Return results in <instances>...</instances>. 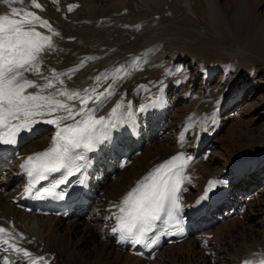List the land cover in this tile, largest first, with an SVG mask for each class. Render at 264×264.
<instances>
[{
	"label": "bare ground",
	"instance_id": "obj_1",
	"mask_svg": "<svg viewBox=\"0 0 264 264\" xmlns=\"http://www.w3.org/2000/svg\"><path fill=\"white\" fill-rule=\"evenodd\" d=\"M104 1L110 2L112 0ZM114 1L120 6L119 1ZM146 1L150 5H152V0ZM36 2L41 4V9L35 8L31 0H7V3L5 2V0H0V16L8 15L12 19L23 20L30 19L29 17H25L23 15L24 12L35 13L36 15L40 16L42 20H47L52 26V30L59 33V35L54 36L52 35V32L48 31L47 28L39 26L36 27V31L40 32L43 35L52 36V41L55 40V44L61 45L65 42L68 51L69 49L73 48V44L71 43V41L76 40L79 37L86 38L87 40L90 34H92L93 32H97L98 30H100V28L104 27V25H107L105 23L106 21H110V23L111 21H114L116 27H120L122 24L117 25L115 20L119 19L123 22L129 16L135 15L133 11H129L128 15L124 14L123 11L128 9L125 5L120 6L119 10L116 9L117 11L115 16L112 15L113 11L105 13H102V11H94L96 13H91L89 10H85L83 8L80 12L81 16L78 19H75L81 21L82 18L87 19L89 17L88 19L92 21V27H90V30L94 31L89 34H81L78 30L79 28L76 29L77 27L75 26H73L75 27L73 28L71 26H67L68 24H60L61 22H64V16L60 14V11L62 6H64L63 8H65L64 11H72V6L77 2L81 6H86L87 0H63V5L59 4V0H36ZM93 2H95V0H93ZM165 2V4L163 3V5L166 6L165 12L167 14H170L171 11L175 10L177 6L175 5L173 0H166ZM220 6V0H212V8L215 14L213 16V20L217 24H221L223 20L220 15V9L222 8H220ZM242 6L244 5L241 4L240 7L236 8L231 13L230 20L235 27L237 23L240 22V19L244 17V10H240L242 9ZM12 7L23 9V12H21L20 15H13L11 11ZM100 23L102 24L99 25ZM81 26H83V24ZM125 27L123 29H125ZM130 28L126 30H130ZM129 35L130 33H128V36L126 34L124 36L129 38ZM263 36L264 23H261L248 35L247 38H245L244 44L246 46V52H248L246 53V56L239 55L235 58L240 63L238 71L239 74L238 77L234 78V80L232 81L233 83L231 84L230 93L227 95L226 100L220 104L213 101L209 102L207 100H205L207 102H201V104L199 105V109H196L197 113L195 112V117L194 114L193 117H191L192 114L188 115L184 123L181 124L180 127H175L173 123L170 122L171 117L169 115V112L172 110L174 104V100H172L168 94L169 87L173 85L175 87H178L181 75L178 71L177 73L173 72V66L168 67V63H172V59L170 58L168 62L167 60H165V62L163 63L161 61L163 57L159 54L154 55L157 53V51H154L147 58H140L135 63L133 62L135 61V59L132 60V62L130 63V65L132 66L128 68L127 71L124 70L123 74L121 73L117 81H114L115 83L111 85L114 87L115 94L98 113V116H107L117 103L129 105L127 112L132 115H124V113H122L120 110H117V118L118 120H123V126H120L112 131V139L110 143L101 144L97 151L88 153L89 161L92 163V165L89 167V176L92 182L91 196L89 197V199L92 201V204L86 207H80L67 220L59 219L53 216H40L34 213L28 214L26 209L22 208V203L28 201V197L26 196V193L28 192V184L26 181L27 176L23 172L21 165L25 162L28 156L47 150L52 144V140L55 135L54 126L48 124H37L38 128L41 129V131L35 133V135H31L30 140H33V142L28 147H26L25 150L22 151L21 154H19V156L16 155L18 156L16 158L17 161L14 162L16 167L13 166L10 170L11 172L9 171V173L6 174V169H2V164L4 163V161L0 162V173L2 172L3 176L6 177V179H3L6 180V186L14 181L21 180L20 188L16 187L14 189V193H12L13 195L7 194L4 191L0 190V228L5 229L4 233H0V264H62L61 262H63V264H146V262H144L142 258L136 257L131 253L132 250L128 244L124 245V242L119 241L118 233H114L112 231V229L116 226V220L113 216V213L117 212V208L114 207V205H118L121 202L122 198L136 186L137 181L141 180L156 165H159L160 163L181 152L192 157L187 170V176H189L190 179L189 181L184 183L183 191L181 193V204L186 214H188L190 211L196 212V208L202 209V195L205 187L208 184V181L220 177H224L225 179L229 180L232 179V186L234 188L233 190H230L228 192L226 198V204L229 205L230 203H232L231 207H224V212H222L221 215H219V211L213 213V219L211 220H207L206 218H204L203 221L198 223L196 229H192L189 240L174 246L165 247L162 251L157 253L152 258L154 260L150 262V264H154V261L156 259H160V262H158L157 264H196L190 258V254H196L199 251V246L205 245L207 233L210 232L212 228H216L215 226L218 224V222L221 221V216L224 217L226 213L230 215H238L239 211H242L244 209L243 204L247 200L246 198H243V195L247 194L249 190V182L247 180H249V178L251 180L253 179L252 169H259L260 165L264 163V158L259 160V158H261L260 156H264V153L259 154L258 158L257 155L241 156L237 160L235 159L236 161H230L229 165L224 170H222L220 175H214L208 168L210 161L208 163H206L207 161L204 162V158H206L204 157V151L201 150V146H198L199 144L206 141L208 136L211 137V135L215 133L216 130L213 132L210 129L211 123L214 124L219 122L215 120L214 117L213 120L211 118V122L208 117V115H211L209 114V112L213 113L211 117L215 114L216 117L220 118L219 107L231 104L234 98H238L235 91L231 96V90L233 91L236 89L235 82L240 78V76H243L242 72L245 71L244 68L245 66H247L246 57H248L249 55L254 57H264ZM137 39V36H134L131 39L132 44L134 43V40L137 41ZM92 45L93 46L90 45L87 48L88 50L84 49L83 46V51L85 50L87 53L85 52L83 55L80 54V58L75 57V59L77 58V61H79V59L82 61L83 59L81 57L86 58L91 50L96 51L97 49H99L98 47L94 46V44ZM103 46H114V43L109 44V46L103 44ZM111 51L115 53L119 52L120 49L113 48ZM46 52H48V50L43 53V57L46 56ZM54 53L52 52V54ZM93 53L91 52L90 54ZM171 55H174V53L172 52ZM109 56H112V54L110 53ZM128 56H133L131 51L128 52ZM152 56L154 57V59H152ZM57 57L58 55L55 58ZM50 58H52V55H49V58L46 56V58H44V63L47 60H51ZM97 58L100 59L101 56H92L91 60ZM139 60H142L141 63L139 62ZM66 61L67 63L64 62V64L62 65H59V63L57 64V67L55 66L57 68V73L58 70H60V72H64V74H69L66 66L73 64L71 62L74 61H71L70 63H68L70 59ZM191 63H187L186 66L189 67ZM48 64L50 65V63ZM205 65L206 64L204 63L202 68L203 70H205ZM69 68L73 69V67ZM50 72L52 71L50 70L49 73ZM60 72L59 74H61ZM42 73L44 74L45 70L42 71L41 74ZM27 75L30 79L36 81L34 79L33 73H28ZM67 75H64L65 77L60 76V78L63 80V84L56 83L53 88L47 89L46 92H55L61 87H66L68 90L73 91L72 82L74 81L71 82L70 78H66ZM48 76L51 77L52 75L49 74L45 77ZM69 76L70 75H68V77ZM37 77L38 84L42 85L46 82L44 78H40L39 76ZM93 77L94 75L92 76V78ZM68 79L69 82L66 81ZM85 82L87 83V80ZM85 82L81 83V85L84 86ZM94 84H97V80L94 82ZM108 88L109 85L106 86V89ZM77 90L80 92H84L85 88H80ZM27 91L35 92L36 89L29 88L27 89ZM123 92H125L126 94L125 97H122ZM60 99L65 100L66 98L60 97ZM67 103L75 105L76 107L80 106L79 100H71L67 101ZM152 104H155L156 106L149 108L147 112L136 111L138 108L143 109L145 106ZM95 106L96 105L93 102H90L88 104L89 108H93ZM201 112H206L207 118L204 119V116L200 114ZM55 115L59 116L63 115V113H56ZM79 118L80 117H77V119ZM72 122L73 121H65L66 124H70ZM216 127L217 129H219L220 126L218 125ZM46 128L50 129L49 138H45L43 142L36 140L40 138L39 135L42 134V130ZM172 129H176V133L174 135L172 134V138L169 136H165L159 141L155 140V134H157V132L159 135H161L164 131H166L171 135L173 131L171 133H169L168 131ZM191 137H193V146H185V141L187 142V140H189ZM181 138L183 139L181 140ZM178 141L180 142L178 143ZM214 142L218 143L217 140H214ZM124 148H128L130 150L131 156L126 164V167L124 169H121L120 161L124 154ZM139 152H143V154L141 155L139 154ZM106 163H108L112 167V173H109L107 171ZM259 173H262V171H258L256 174ZM26 215L36 219L37 221L36 228L33 230L30 236L24 229V217ZM229 222L233 223L234 220H228L221 225L224 226ZM218 230L220 232V229ZM34 235L36 237V240L33 239ZM78 235L80 237L79 244L74 242L72 239L73 236ZM193 236H195L194 239H191V237L193 238ZM102 238H106V241L104 243L100 242V239ZM13 245H15V247L17 248H20L21 252L17 253L12 247ZM242 246L241 256H243L241 259H243V264H264L263 245H260L258 243H250L247 245L246 243ZM1 247L3 248L1 249ZM87 249H89V251H85ZM165 250H168L169 252H173L175 250L176 253L174 252L171 258H160ZM25 251L29 253L28 256L24 255ZM259 251L263 253H259ZM48 254H52V256L54 257L53 260L51 259L52 261L45 262L43 259H40L44 258ZM219 256L221 264H226L229 258L224 256L223 253H219ZM184 257L189 258L187 261L188 263H186V259L184 261L180 260ZM237 259L238 258H236L235 263H242ZM201 260H203V258ZM200 263L206 264L205 261H201Z\"/></svg>",
	"mask_w": 264,
	"mask_h": 264
},
{
	"label": "rangeland",
	"instance_id": "obj_2",
	"mask_svg": "<svg viewBox=\"0 0 264 264\" xmlns=\"http://www.w3.org/2000/svg\"><path fill=\"white\" fill-rule=\"evenodd\" d=\"M117 1L120 2V6L125 5L128 8L123 11L124 14L128 15L129 11H133L135 15L129 16L123 22L119 19L115 20L117 25L122 24V27L120 26L121 31L119 26L116 27L114 21H111V23L110 21H106L105 23L107 25H104V27L98 30L100 35L98 31L93 32L94 30H90V27H92V21L88 19L89 17L87 19L82 18L81 21H78L75 18L78 19L81 16L80 12L83 8L89 10L91 13H96L98 11H102V13L113 11L112 15L115 16L116 9L119 10L120 6L114 0L110 2L104 0H95V2H93V0H87L86 6H81L77 2L72 6V11L70 12H66V10L64 11L65 8L62 6L60 14L64 16V22H61L60 24H68L67 26L69 27L75 26L77 27L76 29L79 28L78 30L81 34L93 33L88 36L89 39L87 38V40L86 38L79 37L76 40L71 41L73 48L69 49V51L65 42H62L63 44L60 45L55 44V40H53L55 49L46 52V56L49 58V55H52V58L50 59L54 61L47 60V63L45 62L41 66L42 70L40 69V75L37 76L44 78L46 75H52V72L49 73L50 70H55L57 72V64L60 63L59 65H62L64 62L67 63L66 60L70 59L68 63L71 61L74 62H71L73 64L66 66L69 73L68 75H77L72 77H68L67 75L66 78H70L71 82L74 81L72 82V84L75 85H72L73 91L85 88V90L97 89L98 92H104L106 86L113 85L121 73L123 74L124 70L127 71L128 68L132 66L130 65L132 60L135 59V61H133L135 63L138 59L143 57L147 58L154 51H157L154 55L159 54L162 56L163 58L161 61L163 63L165 60L168 62L171 58L172 63L169 62L168 67L173 66V72L177 73L178 71L181 74H179V86L175 87L173 85L169 87L168 92L169 97L174 100L173 108L169 112V115L171 117L170 122H172L175 127H180L188 115L192 114L191 117H193L194 114L195 117L201 102L207 100L209 102L213 101L220 104L226 100L227 95L230 93L231 84L233 83L232 81L234 78H237L239 74L240 63L235 58L239 55L246 56L248 51L246 52V46L244 44L245 38H247L248 35L261 23H264V0H220V8L222 7L220 9V15L223 19V24H217L213 20L215 14L212 8V0H173L177 7L175 10H172L170 14L165 12L166 6L163 5V3L165 4L166 0H152V5L146 0ZM59 4L63 5V0H59ZM241 4L245 6H242V9H240L242 11L244 10V17L240 19V22L237 23L235 27L230 20L231 13L236 8L240 7ZM82 24L83 26H81ZM101 24L102 23L99 25ZM123 26L125 29H123ZM129 28L130 30H126ZM128 33H130V39L124 36L125 34L128 36ZM134 36H137L138 39L137 41L134 40V43L132 44L131 39ZM112 43H114V46H103V44L109 46V44ZM92 44L99 49L96 51L91 50L90 53H94H89L86 58L81 57L83 59L82 62L79 59L81 56L80 54L83 55L86 52L85 50L83 51V46L84 49H87L90 45L93 46ZM113 48H118L120 51L114 53L111 51ZM129 51L133 54L132 57L128 56ZM52 52L55 53L52 54ZM172 52L174 55H171ZM110 53L112 56H109ZM57 55L58 57L55 58ZM95 55H99L101 58L91 60L92 56ZM46 56L44 58H46ZM75 57H79V61H77V58L75 59ZM246 58L247 66L244 68L245 71L242 72L243 76H240L235 82L236 89L233 91L231 90V96L235 91L238 98H234L231 104L221 106L222 108L219 107L220 118L216 117L215 114V116L213 115L211 117L213 113L209 112V114H211L210 116L208 115L210 121L212 122L214 117V119L219 122L214 123V120L213 123L215 125L209 122L211 123V127L208 126L211 131H216L211 137L208 136L206 141L198 145L201 146V150L204 151V157L207 158H204V162L207 161L206 163H208L210 161L208 168L214 175H220L222 170L229 165L230 161L233 162V160H237L241 156L257 155L258 158L259 154L264 153V57H254L249 55ZM152 59H154L153 56ZM141 61L142 60H139L140 63ZM48 63H50V65ZM187 63H191L189 67L186 66ZM204 63L206 64L204 66L205 70L202 69ZM69 67H73V69ZM119 69L122 71L118 72L117 70ZM44 70L45 73L41 74ZM59 72L60 70H58V73ZM60 73V76L62 77L65 75L64 72ZM93 75L95 78H92ZM37 76L34 74L36 82L38 78ZM97 77H100L101 80L99 82L97 81V84H94ZM105 77L107 78L105 79ZM84 80H87V83ZM66 81L69 82V79ZM83 82H85L84 86L86 87L81 85ZM200 114L204 116V119L207 118L206 112H201ZM218 125L220 126L219 129L216 127ZM49 130V128L43 129L41 132L42 134L39 135L40 138L36 140L43 142L45 138H49ZM168 132H172L171 135L166 131L161 135L157 132V134H155V140L159 141L165 136L172 138L176 133V129L169 130ZM214 140H217L218 143H215ZM192 141L193 137L187 140V142L185 141V146H193L194 143ZM32 142L33 140L28 141L21 148L19 154H21V152ZM139 154L142 155L143 152H139ZM17 157L18 156L15 155L3 164L2 169H6V174L9 173L13 166L16 167L14 162L17 161ZM260 157L259 160L264 158V156ZM258 171H262V173L256 174ZM263 172L264 163L260 165L259 169L253 171V179L251 180L249 178V180H247L249 182V190L247 194L243 195V198H246L247 200L243 204L244 209L239 211L240 213H238V215L235 214L234 217L231 218L232 220L228 219L230 221L234 220L233 223L229 222L231 224L228 223L222 226L221 224H224V222H227L228 220L223 222L220 221L215 226L216 228H212L210 232L207 233L205 245H201L202 247L199 246V251L196 254H190V258L194 263L201 264V261H205L206 264H221V255L219 256V253H223L224 256L229 258L226 264H234L236 258H238L237 260L240 262L243 260L241 259L243 256H241L242 245H245L246 243L247 245L250 243H258L264 246ZM3 179H6V177L3 176V173L1 172V191L13 195L12 193H14V189L16 187L20 188L21 180L14 181L6 186V180ZM26 216L24 217V229L30 236L36 228L37 221L34 218ZM217 228L220 229V232ZM194 237L195 236H193V238L191 237V239H194ZM35 238L34 235L33 239L36 240ZM72 239L79 244V235L73 236ZM105 241L106 238L100 239L101 243H104ZM2 248L3 247H1V249ZM85 251H89V249ZM174 252L175 250L173 252L165 250L160 258H171ZM46 256H50V259H44L45 262L52 261L54 258L52 254ZM202 258L203 260H201ZM188 259V257H184L180 260H185L186 263H188ZM152 260L154 259L143 261L146 262V264H150ZM154 262V264H157L160 262V259H156ZM61 263L63 264V262ZM240 264H243V262Z\"/></svg>",
	"mask_w": 264,
	"mask_h": 264
},
{
	"label": "snow or ice",
	"instance_id": "obj_3",
	"mask_svg": "<svg viewBox=\"0 0 264 264\" xmlns=\"http://www.w3.org/2000/svg\"><path fill=\"white\" fill-rule=\"evenodd\" d=\"M31 2L35 8H42L36 0ZM11 11L13 15H20L23 9L12 7ZM23 15L30 19L0 16V145H17L18 138H24L20 137L21 131L35 135L41 131L35 127L37 124L54 126L55 135L50 147L28 156L21 168L28 178L29 193L38 181L51 177L50 187L45 188L44 193L60 198L68 195L60 186L66 187L69 177L79 174L77 180L83 183L80 177L88 166L87 153L97 151L101 144L110 143L112 131L123 126V120L117 118V110L124 115L132 114L127 112L129 105L117 103L107 116H98L115 94L111 85L104 92L97 89L70 91L61 87L48 93L46 90L56 83L63 84L59 73L52 70V76L44 77L46 82L42 85L30 79L28 73L40 75L44 64L43 53L55 49L52 36L41 34L36 27L47 28L54 36L59 33L54 32L50 23L35 13L24 12ZM96 79L98 82L101 80L100 77ZM29 88L36 91L28 92ZM60 97L66 99L61 100ZM71 100H79L80 106L67 103ZM90 102L96 106L89 108ZM155 106L148 105L136 111L147 112ZM56 113L63 115L57 116ZM65 121L73 122L66 124ZM191 160L190 155L181 152L156 165L137 181L118 205H114L117 208V212L113 213L116 226L112 231L118 233L119 241L134 245L155 244L148 237L155 231L157 222L164 223L166 217L178 225V217L182 218L183 213L182 185L190 179L185 173ZM57 173L59 175H54ZM217 183L222 184L223 181L210 182L204 199L208 198L207 192ZM201 210L195 209L197 212ZM4 232L5 229L0 228V233ZM12 247L17 253L21 252L15 245ZM24 255L28 256L29 253L25 251Z\"/></svg>",
	"mask_w": 264,
	"mask_h": 264
}]
</instances>
